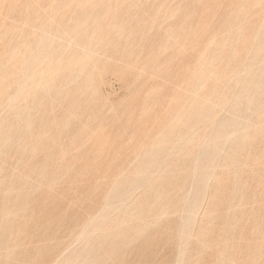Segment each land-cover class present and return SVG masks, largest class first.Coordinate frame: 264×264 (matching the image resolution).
Listing matches in <instances>:
<instances>
[{
	"label": "rangeland",
	"instance_id": "obj_1",
	"mask_svg": "<svg viewBox=\"0 0 264 264\" xmlns=\"http://www.w3.org/2000/svg\"><path fill=\"white\" fill-rule=\"evenodd\" d=\"M0 78V264H264V0H0Z\"/></svg>",
	"mask_w": 264,
	"mask_h": 264
},
{
	"label": "bare ground",
	"instance_id": "obj_2",
	"mask_svg": "<svg viewBox=\"0 0 264 264\" xmlns=\"http://www.w3.org/2000/svg\"><path fill=\"white\" fill-rule=\"evenodd\" d=\"M28 17H29V15H28ZM66 33H67V32H66ZM62 34H63V33H62ZM56 35H57V34H56ZM63 35H64V34H63ZM43 36H44V35H43ZM51 40H52V38H51ZM69 43H70V42H69ZM69 43H68V44H69ZM68 44H67V45H68ZM70 44H71V43H70ZM68 46H69V45H68ZM69 47H70V46H69ZM12 56H13V53H12ZM12 56H11V57H12ZM23 57H24V56H23ZM9 59L12 60V58H9ZM3 60L5 61V59H3ZM6 61L8 62V60H6ZM7 62H6V63H7ZM65 62H66V61H65ZM69 65H70V64H69ZM12 66H13V65H12ZM8 67H9V66H8ZM70 67H71V66H70ZM9 68H11V67H9ZM15 69H16V68H15ZM7 70H8V69H7ZM11 70H12V69H11ZM23 71H24V70H23ZM15 72L17 73L18 71H15ZM25 72H26V71H25ZM25 72H23V73H25ZM10 73H11V72H10ZM10 73H9V74H10ZM19 73H20V72H19ZM47 73H48V72H47ZM62 73H63V72H62ZM11 74L13 75V73H11ZM11 74H10V75H11ZM10 75H9V79H10V77L12 76V75H11V76H10ZM17 75H18V73H17ZM40 75H43V74H40ZM45 75H46V74H45ZM20 76H21V75H20ZM12 77H14V76H12ZM21 77H23V76H21ZM46 77H47V76H46ZM16 78H17V77H16ZM39 78H40V77H39ZM9 79H6V80L10 83ZM12 79H13V78H12ZM17 79H18V78H17ZM28 79H29V78H28ZM41 79H42V78H40V80H41ZM43 79H44V77H43ZM0 80H1V81H4V80H2V78H0ZM11 81L13 82L14 79L11 80ZM17 81H19V79H18ZM22 81H23V80H22ZM12 82H11V83H12ZM39 82H40V81H39ZM9 83H7V85H8V86H7L6 83L4 82L3 86L6 85V86H4V87H6V88L9 87V85H10ZM14 83H15V82H14ZM14 83H12V84H14ZM17 83H20V82H17ZM22 83H23V82H22ZM22 83H21V84H22ZM1 84H2V82H1ZM25 84H26V83H25ZM34 84H35V83H34ZM10 87H11V86H10ZM16 88H19V87L16 86ZM63 91H64V90H63ZM17 92H18V91H17ZM0 93H1V92H0ZM3 93H4V92H3ZM7 93H8V92H7ZM8 94H9V93H8ZM8 94H7V95H8ZM8 96H9V95H8ZM13 107H14V106H13ZM18 108H19V107H18ZM19 110H20V109H19ZM51 111H52V110H51ZM16 113H18V112H16ZM16 115H17V114H16ZM16 118H17V117H16ZM16 118H15V119H16ZM224 123H227V120H225ZM220 127H221V126H220ZM209 138H210V137H209ZM204 139H205V138H204ZM204 142H205V141H204ZM202 143H203V142H202ZM154 154H155V153H154ZM149 168H150V167H149ZM197 168H198V167H195V170H197V172H198V169H197ZM199 170H200V169H199ZM141 174H142V173H141ZM206 175H207V174H206L205 172H203L202 177H201L199 180H200V181H203L204 179H206V178H207ZM209 177H211V176H209ZM210 179H212V177H211ZM197 206H198L197 201H193V202L190 204L188 210H189L191 213H193L194 211H196ZM199 207H200V206H199ZM125 210H126V209H125ZM188 210H187V211H188ZM187 211H186V212H187ZM186 212H185V213H186ZM183 213H184V212H183ZM194 213H196V212H194ZM186 214H187V213H186ZM98 217H99V216H98ZM193 217H194V216H193ZM187 218H188V217H187ZM142 221H143V220H142ZM181 225H183V224H181ZM180 228H181V227H180ZM183 230H184V229H183ZM186 230H187V229H186ZM75 238H76V237H75ZM89 250H90V248H89ZM89 250H88V251H89ZM86 257H87V256H86ZM83 258H84V257H83ZM79 260H80V259H79ZM81 264H82V263H81Z\"/></svg>",
	"mask_w": 264,
	"mask_h": 264
}]
</instances>
